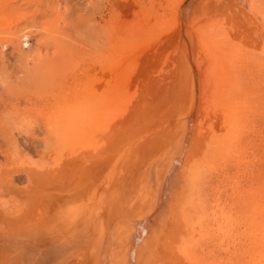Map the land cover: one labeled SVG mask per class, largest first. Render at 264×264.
Instances as JSON below:
<instances>
[{
	"label": "bare ground",
	"instance_id": "6f19581e",
	"mask_svg": "<svg viewBox=\"0 0 264 264\" xmlns=\"http://www.w3.org/2000/svg\"><path fill=\"white\" fill-rule=\"evenodd\" d=\"M146 2L113 0L112 32L98 28L87 54L96 75L53 98L48 165L0 159V264H219L202 256L200 161L211 147L244 160L253 112L237 99L258 92L247 73L264 68V0ZM239 190L240 221L221 200L207 226L228 253L243 238L235 262L264 264V202Z\"/></svg>",
	"mask_w": 264,
	"mask_h": 264
},
{
	"label": "rangeland",
	"instance_id": "374dc122",
	"mask_svg": "<svg viewBox=\"0 0 264 264\" xmlns=\"http://www.w3.org/2000/svg\"><path fill=\"white\" fill-rule=\"evenodd\" d=\"M154 1L156 4L163 2V0H147V2ZM168 1L170 0L163 3L166 9L172 4V0L171 4ZM200 2L201 0H188L187 4H190L189 7L192 10ZM112 3L113 0H0V148H2L0 149V154H2L0 159L8 151H16L19 158L27 161L22 162L44 167L39 165L46 164L45 160L40 159L39 153H45V149L48 150V147L45 148V146H48L46 143L49 142H47V134L44 132L46 131V116L54 102L53 98L56 99L64 87L70 86L71 90H79L84 87L87 82V80L85 81L86 74L83 73L85 70L87 72L89 69V72L92 73L86 78L88 81L96 75L94 74L97 73L95 61L93 62L87 54L93 50L96 42L104 41V36L100 33L104 34L106 31L109 33L108 31L113 26L110 22V19H114ZM136 20L139 21V18ZM98 28L106 31L98 32ZM252 67L254 68L252 69ZM250 69V72L244 73H247L248 76L251 75L248 80L254 88H257L258 92L256 89L255 91L252 89L249 92L251 96L244 95L240 100L237 99L240 103L246 101L250 109L252 108L250 113L253 112L252 115L250 114L251 117H249L247 125L242 127L240 133L242 142L244 141L247 145L243 142L245 146L242 150V159L244 160L240 166H237L235 157L234 159L230 158L226 161L227 163L224 161L225 164L222 166L224 163L222 161L225 159L217 158L211 144L208 147H211L208 152L211 151L208 153L205 150L207 154H204L205 151H203L204 158L200 161L202 173L200 188L203 201L202 214H204L202 223L204 222L203 224L207 227V230H204L205 227L202 226L204 232L202 237L206 238L202 239V256L205 255L206 258L205 256L204 258L206 260L208 258L207 261L213 263L238 264L239 260L235 262L234 257L239 250H242L240 243L244 241L243 238L241 240L237 238L235 249H239L238 251L234 250V255V253L225 251L228 248V239H224L228 240L226 244L224 240H218V237L212 236L214 233L207 226V215L215 207L214 205L223 200L221 204L225 208L222 207L221 211L229 215L231 210L230 217L240 221L239 214H237L240 211L237 210L240 209V205H238L240 201L232 199L234 188L240 189V193H243L244 190L249 191L248 195L252 192L254 196H247V201L256 199L258 202L260 199V203L264 202V198H262L264 197V104H262L264 99L255 95V92L258 95L259 90L264 88V68L253 63ZM82 81L85 83L80 86ZM76 82H79V85ZM77 85L80 87L78 88ZM92 87H87V90H91ZM43 110L44 112H42ZM10 133H12V138ZM208 155L212 159H209ZM205 158L206 160H203ZM221 193L222 195H220ZM229 194L230 197H227ZM216 198L218 200H215ZM232 200L237 204H234ZM229 206L232 207L229 208ZM235 234L236 232L233 235ZM217 241H222V243L224 241V243ZM229 257L231 260L228 259Z\"/></svg>",
	"mask_w": 264,
	"mask_h": 264
}]
</instances>
